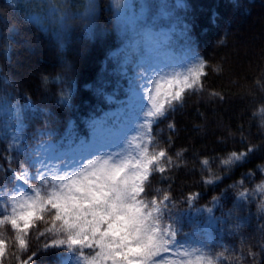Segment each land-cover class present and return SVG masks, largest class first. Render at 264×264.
<instances>
[{
    "label": "snow or ice",
    "instance_id": "6c2138e0",
    "mask_svg": "<svg viewBox=\"0 0 264 264\" xmlns=\"http://www.w3.org/2000/svg\"><path fill=\"white\" fill-rule=\"evenodd\" d=\"M187 8L184 0H80L73 14L83 31L93 36L107 11L120 44L108 56L111 79L86 86L107 109L97 105L79 121L70 114L77 110L70 61H61L62 73L41 77L45 91L38 103L31 95L21 98L15 81L0 67V123L10 135L0 153L6 161L0 165V264H11L10 255L15 264H39L49 254L54 264H214L202 253L237 239L240 250L231 249L237 264H264V139L255 143L241 132L242 147L232 150L219 143L234 133L219 141L218 154L211 157L219 174L209 173L212 178L201 183L226 187L207 205L198 206L199 192L177 197L171 183L151 191L155 174L168 182L169 171L179 167L168 148L158 146L164 131L158 125L190 95L202 92L209 75L192 24L177 11ZM69 10L64 5L30 17L44 31L51 30L61 52L72 27ZM176 45L195 62L186 72L164 74ZM211 96L223 100L216 92ZM50 104L69 115L61 122ZM57 123L62 126L54 127ZM166 128L170 147L178 130L174 120ZM125 145L131 149L127 154ZM253 157L259 158L249 166ZM175 159H183V153L176 152ZM199 163L210 165V160ZM257 177L260 183H254ZM197 217H203V224ZM186 222L189 231H184Z\"/></svg>",
    "mask_w": 264,
    "mask_h": 264
},
{
    "label": "trees",
    "instance_id": "16d2710c",
    "mask_svg": "<svg viewBox=\"0 0 264 264\" xmlns=\"http://www.w3.org/2000/svg\"><path fill=\"white\" fill-rule=\"evenodd\" d=\"M100 2L107 4L109 0ZM126 2L136 4L140 0ZM147 2L155 4L158 0ZM184 2L188 8L177 10L178 14L192 24L197 52L207 61L209 75L205 78L202 92L190 95L183 107L178 108L169 118L165 117L160 121L158 130L164 131L158 137V146L167 147L174 157V163L179 167L169 171L171 179L168 182L160 180V174H155L151 191L167 188L168 183H171L172 192L177 197H180L181 193L199 192L201 199L198 206H204L213 195H217L226 187V184L214 188L201 183L203 179L212 178L209 173L219 174V168L211 161V157L218 154L219 141L229 133H234L226 143H219L220 148L232 150L242 147L238 143L241 132L249 135L255 143L264 139V128H261L264 114L260 112L264 107V104H261V99L264 98V0ZM79 3L80 0H0V67L4 74L15 81L21 98L23 95H31L34 102L38 103L45 91L41 77L62 73L61 61H70L77 80V93L73 100L77 110L70 114L78 121L97 105L107 109L86 86L95 85L102 79H111L108 72L112 68V62L108 61V56L110 52L118 49L120 44L118 33L109 20L107 11L102 13L99 26L94 27V34L89 37L80 27L79 18L73 14ZM64 5L71 9L68 23L72 27L66 50L61 52L51 30L44 31L33 23L30 17L51 14ZM60 15L61 12L56 11V16ZM13 25L15 31L10 32L9 29ZM5 48L8 49L7 57L4 55ZM187 59L188 62H178L173 54V59L163 69L180 64L190 67L195 62L190 57ZM2 87L3 83L0 81V88ZM48 91H51V85ZM213 92L222 96L223 100L212 97ZM49 106L61 122L69 115L66 111L57 109L55 105ZM172 120L178 131L169 147L166 143V125ZM38 123L39 121L32 123V127L28 129L29 135ZM53 126L61 127L62 124ZM129 134H135L134 129ZM9 139L10 135L0 123V153L4 151ZM125 149V154L131 151L127 145ZM176 152L183 153V159L176 160ZM258 158L253 157L249 166ZM203 159H209L210 165L200 164L199 161ZM4 164L6 161L0 156V165ZM8 177L11 182V172ZM235 178H238V174ZM227 183H232V180ZM254 183H260V178L257 177ZM232 243L240 250L239 239ZM54 259V256L49 254L42 257L39 264H54ZM9 261L15 264L11 255ZM216 264L231 263L224 260Z\"/></svg>",
    "mask_w": 264,
    "mask_h": 264
},
{
    "label": "rangeland",
    "instance_id": "374dc122",
    "mask_svg": "<svg viewBox=\"0 0 264 264\" xmlns=\"http://www.w3.org/2000/svg\"><path fill=\"white\" fill-rule=\"evenodd\" d=\"M169 3H174L175 0H168ZM177 49H174V55L176 56L178 62H188V59L185 58V54L184 52L181 50V46L179 45H176ZM117 50V49H116ZM112 51L113 53L116 51ZM189 68V66H182L180 64V66H177V67H170L168 69H163L162 70V73L164 74H170V73H175V72H180V73H183V72H186L187 69ZM125 131H130V132H133V130H130V129H126ZM188 216L191 217L192 216V213L189 211L188 212ZM201 224H203V217H197L196 218ZM189 227L190 225L186 222L185 223V227H184V231H189ZM234 246L233 243L231 244H227L225 246H222V247H216L214 249V251H212L211 253L205 251L202 253V255L205 257V258H211L213 259L214 261V264H216L217 262L219 261H224V260H227L228 262H230L231 264H236V261L233 259V256H232V252H231V249L232 247ZM66 256L68 255H71L70 253H66L65 254Z\"/></svg>",
    "mask_w": 264,
    "mask_h": 264
}]
</instances>
